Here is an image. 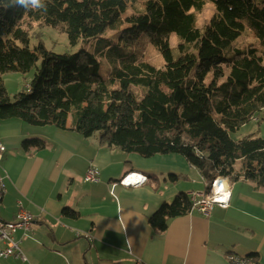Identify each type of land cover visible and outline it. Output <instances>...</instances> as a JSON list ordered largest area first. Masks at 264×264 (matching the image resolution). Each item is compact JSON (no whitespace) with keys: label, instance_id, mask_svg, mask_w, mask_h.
<instances>
[{"label":"trees","instance_id":"obj_1","mask_svg":"<svg viewBox=\"0 0 264 264\" xmlns=\"http://www.w3.org/2000/svg\"><path fill=\"white\" fill-rule=\"evenodd\" d=\"M209 2L214 14L203 32L196 13ZM44 3L43 9L25 10L0 0V120L70 130L85 138L98 133L108 148L143 158L178 155L204 179L245 180L264 189V140L233 137L264 111V0ZM247 20L254 42L233 49ZM32 21L66 34L72 46L97 40L98 48L109 52L111 75L104 78L96 55L84 48L58 55L40 36L31 48ZM108 31L116 32L117 43L103 37ZM171 35L187 50L177 55ZM141 39L160 52L162 67L122 46ZM34 68L28 87L12 100L3 75ZM137 87L144 91L141 99ZM45 146L40 139L23 141L26 151ZM192 209L190 198L179 194L158 210L151 225L164 231L169 220Z\"/></svg>","mask_w":264,"mask_h":264},{"label":"crops","instance_id":"obj_2","mask_svg":"<svg viewBox=\"0 0 264 264\" xmlns=\"http://www.w3.org/2000/svg\"><path fill=\"white\" fill-rule=\"evenodd\" d=\"M13 120H0L7 148L0 161L6 185L0 220L15 221L23 209L37 225L26 240L23 232L16 235L24 261L11 257L0 264H231L230 254L264 264L263 188L239 180L228 208L215 207L209 217L192 210L156 231L150 221L162 206L179 194L192 202V193L207 191L200 172L183 157L143 158L81 133ZM29 138L44 141L45 148L26 151ZM90 166L99 170V183L84 180ZM131 172L148 182L121 186Z\"/></svg>","mask_w":264,"mask_h":264},{"label":"rangeland","instance_id":"obj_3","mask_svg":"<svg viewBox=\"0 0 264 264\" xmlns=\"http://www.w3.org/2000/svg\"><path fill=\"white\" fill-rule=\"evenodd\" d=\"M136 8L141 9L140 4H137L135 9ZM133 9L134 8L131 7L129 11L132 12L135 10ZM213 14H214V8L210 2L207 3L201 11L196 13L198 25L199 27L202 28L203 32H204V27L207 25V23L209 22ZM245 24L247 26V29L245 33L236 42L233 43V49L243 48L247 46L250 42H254V38L252 34L250 33V21L247 20ZM28 30L30 31V34L32 36L31 44H30L31 48L38 45L39 36H40V39L43 41V44L45 45V47L49 51L55 54H58V55L74 54L78 52L81 48H84L96 55L100 63L101 75L104 78H108L111 75L113 71V65L107 56L109 52H107V50L99 49L97 40H92L89 42L81 41L76 46H72L66 34H63L59 30H55L52 27H47V26L44 27L40 25L39 23H36L33 21L29 24ZM103 37L107 38L108 40H114L117 43V34L115 31H108ZM140 41H141L140 43L135 44L133 46H127L126 49L134 53L140 59H143L151 63L153 66L158 67V68L162 67L164 64V60L160 52L157 49H155V47H153L149 43V41H147L146 39H141ZM170 44H171V47L174 48L175 53L177 55L187 50V46L182 44L179 37L176 35H171ZM34 74H35V68L32 69L27 74H22L20 72H17V73H8V74L3 75L5 87L7 89L9 96L12 98V100L15 99V96L18 93H20L26 87H28L29 83L34 77ZM134 91H135L137 98L141 99L144 93L143 89L140 87H137L136 89L134 88ZM7 121H11V120H7ZM26 125H29V124H26ZM1 128L2 130H5V126H2ZM249 135H253L256 138H261L264 140V111L261 116L254 117L251 122L241 127L237 133L233 134V137L235 139H238L240 137L243 138ZM29 139H34V138H29ZM86 139H90V140L97 139V143H100L98 133ZM84 180H85V175H84ZM202 180L205 181L206 183L207 191L204 193H197V194H203V195L208 194L207 195L208 199L213 200L214 199L213 197L215 196V193L217 191V182L222 181L226 184L227 189L230 191L231 197H232V184L234 182L231 183L227 179H222V178H214L212 180H207L202 177ZM231 197H230L229 205L231 203ZM4 223L14 224V221L4 222Z\"/></svg>","mask_w":264,"mask_h":264},{"label":"built area","instance_id":"obj_4","mask_svg":"<svg viewBox=\"0 0 264 264\" xmlns=\"http://www.w3.org/2000/svg\"><path fill=\"white\" fill-rule=\"evenodd\" d=\"M7 152V148L0 140V161L4 158ZM85 181L88 183H99L100 172L97 168L90 166L85 174ZM148 181H140V184H133L131 179V173H128L119 182L123 187H132V185L143 186ZM6 192V185L4 179L0 177V196ZM194 196V209L204 216L209 217L215 207L226 209L229 207L230 194H224L222 199L209 200L206 197H202L200 194L193 193ZM37 225V219L23 209H20L16 215L14 224L4 223L0 220V242L4 245L0 246V259H8L11 257L23 259V253L20 248L21 240L17 239L18 232H23L22 240H26L30 237L32 229ZM228 260L231 264H247L248 258H243L237 255L228 256Z\"/></svg>","mask_w":264,"mask_h":264},{"label":"bare ground","instance_id":"obj_5","mask_svg":"<svg viewBox=\"0 0 264 264\" xmlns=\"http://www.w3.org/2000/svg\"><path fill=\"white\" fill-rule=\"evenodd\" d=\"M122 46L125 48L127 47L125 45H122ZM131 179H132L133 184H140V181H148V177L140 173H136V172H131ZM138 187H141V185H132V188H138ZM224 194H230V191L227 189V186L224 182L219 181L217 182V191L215 193V196L213 197L214 198L213 200L222 199ZM200 195L202 197H206L208 194L206 195L200 194ZM206 198L208 199V196ZM191 199H192V204H193V209H194V196L193 195H191ZM209 200H212V199H209ZM0 246L3 248L2 245Z\"/></svg>","mask_w":264,"mask_h":264},{"label":"clouds","instance_id":"obj_6","mask_svg":"<svg viewBox=\"0 0 264 264\" xmlns=\"http://www.w3.org/2000/svg\"><path fill=\"white\" fill-rule=\"evenodd\" d=\"M5 6L21 7L25 10L43 9L46 7L44 0H10V4Z\"/></svg>","mask_w":264,"mask_h":264}]
</instances>
